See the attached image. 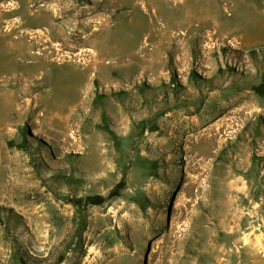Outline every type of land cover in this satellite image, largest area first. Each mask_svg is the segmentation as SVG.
<instances>
[{
    "label": "rangeland",
    "instance_id": "obj_1",
    "mask_svg": "<svg viewBox=\"0 0 264 264\" xmlns=\"http://www.w3.org/2000/svg\"><path fill=\"white\" fill-rule=\"evenodd\" d=\"M181 3L0 0V264L257 250L264 0ZM186 10L209 25H169Z\"/></svg>",
    "mask_w": 264,
    "mask_h": 264
},
{
    "label": "trees",
    "instance_id": "obj_2",
    "mask_svg": "<svg viewBox=\"0 0 264 264\" xmlns=\"http://www.w3.org/2000/svg\"><path fill=\"white\" fill-rule=\"evenodd\" d=\"M259 93H263L264 91V84L259 85V88H257ZM141 126H143V124L141 123ZM155 129H152V131H154ZM24 146V144H20L19 148H22ZM10 147H13L12 144H10ZM125 188L124 185V178L122 179V181L119 183V185L116 187V190L113 191L111 194H113L112 196H119V193L121 190H123ZM104 201V199L102 197L99 196H93V197H87L84 200H79V201H74L73 202V206H75L76 208H79L83 202H85V206H89V205H100L102 204ZM79 217L81 220V224L84 223V217L82 212H79ZM21 264H26V262L22 259H20Z\"/></svg>",
    "mask_w": 264,
    "mask_h": 264
},
{
    "label": "bare ground",
    "instance_id": "obj_3",
    "mask_svg": "<svg viewBox=\"0 0 264 264\" xmlns=\"http://www.w3.org/2000/svg\"><path fill=\"white\" fill-rule=\"evenodd\" d=\"M165 2V1H168L169 4H175V6L177 8L179 7H182L184 5V3H181L180 5H178V0H159V2ZM164 4V3H163ZM166 4V3H165ZM211 4V3H210ZM144 6H147V4H143ZM204 5V4H203ZM222 8V7H221ZM146 9L145 14L148 15V16H152L151 12H149V10L147 8H144ZM172 11V10H171ZM154 12V11H153ZM216 12V11H214ZM155 16V15H154ZM154 18V17H153ZM159 18V17H158ZM202 18V16H201ZM155 19V18H154ZM161 20V19H160ZM190 20H192L190 22ZM185 21V22H184ZM107 20H101L100 22V25H107ZM151 22V21H150ZM155 22V21H154ZM161 22V21H160ZM193 22H196L197 25H209V21L208 20H202V19H199L197 15H191L189 11L186 10V15H185V18L183 19V17H181V20L178 22V23H173V24H169V25H194ZM163 23V21H162ZM150 25V24H149ZM155 25V24H154ZM162 25V24H160Z\"/></svg>",
    "mask_w": 264,
    "mask_h": 264
},
{
    "label": "crops",
    "instance_id": "obj_4",
    "mask_svg": "<svg viewBox=\"0 0 264 264\" xmlns=\"http://www.w3.org/2000/svg\"><path fill=\"white\" fill-rule=\"evenodd\" d=\"M253 238L259 239V245L256 251H251L249 248L246 250L247 264H264V231L254 235Z\"/></svg>",
    "mask_w": 264,
    "mask_h": 264
}]
</instances>
